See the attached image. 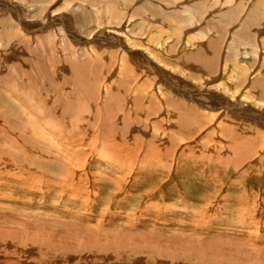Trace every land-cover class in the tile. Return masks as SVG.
<instances>
[{"label":"rangeland","instance_id":"obj_1","mask_svg":"<svg viewBox=\"0 0 264 264\" xmlns=\"http://www.w3.org/2000/svg\"><path fill=\"white\" fill-rule=\"evenodd\" d=\"M0 1L2 3H6L9 1L13 5H15L18 13L20 12V15L22 14L21 17L24 20L23 22H25V20L30 22L26 24H34V23H31V21L36 20L35 19L36 17H38L37 19H40L41 17L43 18V15L47 13L48 10L58 13L59 16L62 15L63 12H66L67 14L69 12L70 13L72 12L71 15H73L74 12L82 13L85 11L84 17H83L85 18V20L83 21L82 25L79 24L80 28L77 29V32H79V35H76L77 32L75 31V28H71L70 30H68L66 27V24H65V28L67 31L65 30L61 33L59 29L58 20H56L55 25L47 23L48 25L44 26V28L42 29L40 28V29L34 30L33 27L26 25V27L29 29L23 30L20 26L23 24L17 22L15 19H13V17L11 18L12 15L10 14L11 13L10 7H9L10 10L8 9L9 12L6 10H2L3 8L0 9V40L3 39L0 41V44H1L0 45V96H3L7 102H9L10 98L13 99V97H11L9 93L11 91L10 90L11 87L14 85L13 86L14 88L12 87V90L19 91L21 93L20 95H18L20 97L19 100H21L20 102L25 103L26 105L38 104L39 106H41L48 99L47 103L48 104L52 103L53 106H55L54 108L55 114L58 116L59 114L62 113V111H66L65 107L67 106V103L68 104L70 103L69 111H71V114L65 118V121L66 119L72 117V121H73L72 124L74 125L75 124L74 119L75 121L78 119L79 124L77 127L73 126V131H75L76 133L80 135L81 141L79 139L80 137L77 136V134H74L73 139H74V143L76 144V146H72L70 150L72 151L73 155H81V157L84 156L85 162H83V165L80 164L79 165L80 167H77L78 163H81L78 161L79 160L82 161L83 159L82 158L78 159L77 157H73L72 171L75 172V174L73 178L72 177L71 179L69 178L68 181L70 185L67 189L64 188V193L61 194L62 197L64 198L67 197V200L65 202H58V203L56 201L54 203V204L57 203L58 205L56 206V209L58 210L59 207L61 209L64 208L65 212H67V209H68L69 210L68 214L70 215V218L69 217L67 218H69L68 219L69 221L81 222V223H85L88 225L90 223V225H93V226L98 225L106 233L108 230L114 229V231H110V233L118 232V234L120 235L123 234L121 236L122 240H125L127 236H129V234L131 233L136 234L142 231H147L150 229L148 227H153L155 228L154 230H158L160 233L164 232L167 236L170 235L172 237V235L174 234L179 235L178 236L179 239L180 237L185 235L189 237L191 241H197V240L203 239L206 241L211 240V241L216 242L217 239H220V238H221L220 240H225L223 242L224 244V247L222 248L223 250L218 252L222 254L223 256H217L214 259H207L209 257L203 256L206 258L195 260V256H196L195 254L184 256V257L181 255H178V256L163 255L161 257V255L159 256L156 254H151L150 252L146 250L139 251V252L136 250H130L129 247H127L126 250H123V249L115 250L113 246L111 247V245L104 242V241L111 240V236L109 238L108 236H102V238H99V240L93 241L89 245V247L85 250H82L81 248H79L80 250L77 251L74 248L76 245H82V244L85 245V243L74 242L75 244H73L72 247L69 248V249L74 248L73 249L74 251L73 250L71 252L64 251V250L53 251L55 247L58 245V242H57L58 237L53 232L52 228L49 226L52 232L48 231L47 233L44 234V236L47 239V241H50L51 246L49 247L46 244H43L40 248L42 257L40 256L41 258L40 257L39 258L44 259V260H40V261H43L42 262L43 264L44 263L67 264V261H69L70 264H93L97 262L109 263V262H119V261L121 263H130V264H133V263H137V264H144V263L145 264H151V263H155V264H200V263L201 264H250V263L251 264H264V259H263L264 257V170H259L261 175L258 172H256L258 171V168L261 165H263L264 167V162H262V160L257 161L258 157L261 156V154L256 153L254 157H252L253 159L248 158L242 162H237L236 160H233V161H231V159L229 160V157H226L225 154H221L216 151L210 152L209 154V152L206 150L208 149V147L215 145L214 142H218L223 138L218 128L220 123L224 124L228 128H230L231 126L230 124H233V125L237 124V126L239 125L240 127L241 126L245 127L247 123H244L242 119L239 120L235 118L233 112H232L233 115H229L231 113L230 110H228L227 113L223 112V110L217 111L216 109H219L215 107V105L217 106V104H215L214 101L212 100L210 101L211 102L210 103L208 98L206 99V97H209V95L205 94L206 92L204 91V88H202V86L203 87L206 85L208 86V85L213 84L212 82L217 81L215 80L217 79L216 73H218L219 70H217L216 72L214 71V73H213V70H211L212 72L211 71L209 72L213 74L208 75L206 73L207 71H205V69H203L202 67L198 66L195 62H189L186 60L187 54H193L195 52L191 50L188 51L189 49L186 47L181 48V45H180V43L182 42L181 38L184 36H190L188 42H193V41L195 42V40H199V38H201L200 40H205L206 42L207 41L214 42L216 40L218 41V44L215 46L216 47L215 55L217 57V60H219L218 54L227 53L231 55L235 54L236 59H240V56L242 55L241 59H248V61L244 62V64L251 63L249 67L251 69L257 67L256 65L257 60L255 61V63L253 62L255 57L256 59L258 58L259 60L261 59L260 62L258 61V65H261L262 59L264 57V31H263V28H264V0H229L228 2L226 0H168L169 2L168 5H166L167 0H158L161 3L158 2L157 0H153V1L152 0H139V1L138 0H125V1L121 0L120 2H118L119 5L120 6L125 5L126 7V11H125L126 16L124 14L121 17V19L123 18L127 20V18L131 16L134 17L133 15L135 14L134 18H136L137 16L138 21H135V23L132 22L133 24L129 27L130 29L127 30L129 32L128 35H125L124 34L125 32H122V34L119 36L120 38L118 37V35H112L115 37L113 41L110 39V37L108 38V40H102V41H109V43L111 44L100 45V46L98 44L95 45V43H89V45L84 44L80 40L78 39L76 40V38H78L79 36L80 37L82 36V38H89L92 33L97 35V33H99V30H98L99 27L96 25H99L102 27L103 24L107 26V24L109 23L108 27L112 28L111 26L117 24V21L105 19L104 17H100L101 16V13H99L100 11H98L99 13V14L97 13L98 15L97 14L95 15L94 14L95 12L92 11V9H90L91 6L93 7L101 6L103 3H105V1H102V0H93V1L92 0H86V1L85 0L84 1L82 0H55L54 4H53V0H0ZM164 1L166 4L164 3ZM193 1L195 3H192ZM44 2L45 4H43ZM158 3L162 5L160 6V4ZM147 4L151 8H149ZM18 5L22 7L18 9L17 8ZM42 6H44L43 9H42ZM83 7L85 9H83ZM156 7L161 8V9H157ZM27 9L29 13L27 12ZM150 9L153 11H151ZM255 10L261 12L260 17L257 19H254L252 18V16H250V14H255L256 16ZM157 12L159 14L161 13L160 16L159 14H157ZM129 13H132V14H129ZM37 15H39L40 17ZM155 15L157 16L155 17ZM91 16L95 19L91 18ZM145 16H147V19H149L150 17L148 22L145 20L146 19ZM54 17L58 18L57 15H54ZM73 17L75 18L74 15ZM140 17H143L142 20L139 19ZM158 20L162 21L161 27L158 24ZM243 20L245 22L244 23L245 26H246V23H247V26H249V27L246 26V30L247 31L249 30L248 32L251 35L250 39L247 40V42L245 43H241L242 42L241 39L243 38H237V35H236L238 30H240V28L242 27V24L241 25L239 24ZM95 21L96 22L98 21V23H96ZM89 22H91V24ZM179 23L182 25H180ZM83 26L85 27L83 28ZM174 28H176L177 32L176 30L174 31ZM236 28H238L237 32H236ZM179 29H181L180 32H178ZM122 30L123 29H121V31ZM149 31L150 33H153L154 31L153 35L148 33ZM168 31H169V36H167ZM195 31H201V34L203 35H201L200 33L195 34ZM143 32L145 33L143 34ZM65 33L67 35H65ZM68 33H71V34L73 33L72 35L74 36V38L70 37L71 35ZM177 33L178 34L180 33V35H178ZM172 35L173 37L170 38V36ZM205 35H209L211 37L213 36L215 38H213V41H211L209 38L203 37ZM178 36H179V39H178ZM38 37L40 39L42 38L43 40L41 41L42 44L40 43V40L38 39ZM64 38H66V40L68 39V42L66 43V46L68 45L67 47H65V43L63 42ZM118 38L120 39L121 42L124 41L125 38H128L131 41L134 40L133 42H135L134 43L135 45L134 47L132 46L133 49H130V51H127V52L124 51L120 45L121 42L117 43ZM146 38H148L149 40ZM175 39H177L179 42ZM169 40H171L170 44L173 47H171V45L169 44L167 46L165 43V46H167L165 47L166 48L165 52L168 51V55H166L167 53H162L161 51H158V49H156V47H158V45H161L162 42L164 43ZM138 43L140 45H138ZM35 44L37 45L35 46ZM90 44L92 47H90ZM247 44H251L249 48L247 47ZM253 44L255 46H257L258 44L259 47H255L253 46ZM82 46L85 48L83 49ZM135 46L137 49L135 48ZM151 46H154V47H151ZM199 46L203 47L204 43L203 44L199 43ZM87 47L89 49H87ZM168 48L171 50H169ZM36 49H39L38 53H34L33 50L36 51ZM142 49L145 50L147 54ZM177 49L178 51H180V54L177 51ZM183 49L184 50L186 49L185 50L186 52H184ZM68 50L70 51V53L68 52ZM82 50L84 53H82ZM86 50H89V51L87 52ZM61 51L66 52V53L64 52L66 55V58L63 57ZM171 51H172V54H171ZM44 52H47L48 55L47 53H44ZM129 52H134V53L143 52L144 54L143 57L148 60L147 65L145 61L142 64V62H138L136 60L134 61L133 57H132L133 59L132 60L130 58L131 56ZM160 52L161 54H159ZM203 52H206V51L202 50V54ZM245 52H248L249 54L244 55ZM93 53H96L97 55L95 54L93 55ZM173 53H175V56H176L175 60L179 57L183 60L179 58L181 61L179 59H177L179 62L174 61ZM74 54L75 55L77 54L75 57H79L82 61H86L88 59L89 61H91L89 62V64L94 63L95 65L97 64V61L99 60L98 66L96 65L94 66L92 64L88 65V68L90 70L88 69L87 75L89 76L90 74H92L94 72L92 70L96 69L98 73L99 70L101 69L100 71L101 74L99 73L98 80L95 82L97 85V89H101L102 92L104 93L105 92L104 89L108 90L107 88H109L111 85V88H109V93L113 92V93H117L120 95L122 99L121 100L122 107L126 106L128 108L130 107L133 108L134 101H135V98L137 97V94L139 93L138 92L139 90H141L144 93L143 94L141 92L143 95H146V94H149V92L151 93L152 87L161 85V87L163 88V89L160 88L163 94V101L164 100L165 101L167 100V101L165 103L163 102L164 107L161 109L159 113L160 115H158V117L168 114L169 111L170 113L168 115L169 117L163 116L164 124H162V128L165 132L168 131L167 132L168 134L166 133L167 134L165 136L166 139L164 138L162 140L163 143H165V145H163L164 148L160 150V152H162L163 154V158L160 163L156 164L154 162V159L150 158L147 161V163H143L142 170L140 169L141 167L139 163H137L134 166L135 169L132 166H131L132 168L127 167V164L124 166L125 168L124 167L117 168L115 162L112 160L111 157H109V153L105 152L103 149L101 150V142H100L101 139L95 142L92 140V135L96 133L95 130H99L100 132L105 133L106 135H110V136L114 135V133H117V136H116L117 140L115 139V142H119V140H121L122 138L118 136H121L123 134L125 135L126 139H129V141L128 140L127 141L128 143H130L131 142L130 139H132L131 137L134 135V132L136 133V129L130 127L129 128L130 130L126 129L127 130L126 132V130H124L122 127L124 126V124L118 121L119 118H116V119L110 118V121L108 120L109 123L115 122L116 126L114 124L113 128L108 127L107 124L105 123L100 124V122L104 121L106 118V109L104 108L103 112L100 111L101 103L100 102L97 103V100L95 104H91L87 101L86 95H85L86 93L80 90L81 85L79 81L76 80L75 73L73 74L71 73L72 75L70 74L65 75L68 72L65 70L67 65L64 63H66L68 59L69 60L71 59L70 57L67 59L69 55H74ZM90 55L92 58L90 57ZM159 55L161 56L159 57ZM94 56H98L100 59H98V57L97 59H95ZM57 58H59V60ZM83 58L86 60H83ZM102 58H104L105 60L104 59L102 60ZM47 59H50V61L46 62ZM171 59H173L172 62H171ZM154 60L156 62L157 61L159 62V65L157 64V67L159 66L161 68L164 67L163 71L167 77V80L169 81L163 80L162 78L164 77H162V75L160 74L158 76V71L156 72L148 71L149 66H154V64H156ZM167 62H169L168 65L170 64V62H171V65L172 63H174L172 65L173 68H171V66H167ZM43 63H44V67L47 69L43 70L44 68ZM51 64H54V65H51ZM100 64L102 65L104 64L105 66L103 67ZM175 64H177V66ZM111 65L113 68L110 67ZM144 65L146 66L144 67ZM263 65H264V59H263ZM60 68L61 69L63 68L64 71L60 70ZM261 69L262 67L260 66L259 70ZM42 70H43V73H42ZM165 70L167 73L165 72ZM191 71L194 73V75L192 74ZM41 73L43 74V76L41 75ZM81 74L83 73L81 72ZM151 75L153 78L152 80L149 79ZM213 75L215 76V78L212 77ZM88 76L83 75L85 82L89 79L87 78ZM116 76L118 77L116 78ZM118 78L121 83L119 82ZM125 78L127 80H124V82H122L121 80ZM193 78L195 79L193 80ZM114 80L116 81L118 80V82ZM184 80L186 83L184 82ZM196 80H198L201 84L198 81L196 82ZM139 81H142V82L140 83ZM147 81L148 82L151 81V84L148 83ZM153 82L155 86L153 85ZM155 83H157V85ZM194 84L196 85L194 86ZM136 85H139V88L136 89V87H138ZM145 85L147 86L146 90L148 91V93L145 90V87H146ZM148 85H150V87ZM140 86L142 87L140 88ZM235 86L236 88L234 87V90L236 89L237 92L238 91L241 92L242 90V88L240 89L241 86L240 85L238 86L235 85ZM202 90L203 92H201ZM191 91H193L194 93ZM188 92L190 93L188 94ZM178 94H181V95H178ZM244 94L246 95L245 99L248 101H251V99L255 98L254 96L250 95V93L249 94L244 93ZM58 95L60 97L62 96V98L58 97ZM131 95L134 97L132 98L133 100H131V97H132ZM196 95L197 97L195 98ZM200 95L203 96V98ZM249 96H251L252 98ZM63 97L65 98V100ZM172 98H173V101H172ZM259 98L264 101V97L263 98L259 97ZM12 99L10 100L12 101ZM82 99H84L88 103V106H89L88 108H86V105H84L85 102ZM170 99L171 101H169ZM5 100L2 97H0V137H1L0 149L3 148V145L5 147H8L7 145L9 144L6 141L8 139L11 140V137L13 135L17 134L18 132H21V130L24 128L27 122L26 118H23L24 112L22 110V107L20 106L21 109L18 108L19 104L17 103V101L15 103V99H13L14 100L12 102L13 106L11 109H9V105H6L7 102ZM202 101L207 106H209L208 108L210 110H206L207 108L206 109L203 108L206 106H204ZM254 101H251V102L253 103ZM175 102L177 104L179 103L181 106H189L190 109L192 107L195 110L196 114H200L199 116H201V119H205L207 118V116L210 117L209 115L215 112H217L219 116L215 113L214 115L218 117H216L217 119L216 118L214 119L212 115L211 117H213V121L209 122V124H207L206 126L203 125L202 123H199L200 120L194 123L192 121L191 124L195 125L194 127L191 126L188 129V131L181 130L180 132H178V130L173 125V123L176 122L178 119V116L175 115L174 113V111L177 112V109L175 108L176 109L175 110L174 107L171 105V103H175ZM231 102H236V101L232 100ZM259 103L260 102L257 99V103L255 105L251 104L253 107L251 106L250 108L252 110L255 109L257 111H260V108H264L263 107L264 104H262L263 106H261V104ZM147 105L148 106L154 105V102L151 103L150 101V96L148 98ZM169 105L172 107H170ZM196 105L199 107H197ZM211 105H213L214 107L213 106L210 107ZM62 108L63 110H61ZM182 108L183 107L179 108V110H182ZM74 109H76L77 111ZM21 111L23 113H21ZM75 111L78 113V115L76 114ZM171 111L173 112L171 113ZM206 111H207V114H206ZM261 111H264V109H262ZM122 113H125V110L123 109L118 110L115 112L116 114L115 116H117L118 114H119L118 116H120V114ZM173 114L175 115V117L173 116ZM128 115H129V112H128ZM138 115L136 117L138 120H136L135 123H139V120H141V122H144L146 120L144 119L146 115H143L142 113H138ZM130 116L132 117V115ZM220 116H221V119H220ZM146 118H149V117H146ZM86 119H89L90 121L85 122L84 120ZM170 119H172L171 122H169ZM17 120L19 122H17ZM111 120H113L114 122ZM60 121L61 120L58 119V124ZM68 121L70 122L71 118L68 119ZM249 122L254 127L250 125L249 127L251 129L248 127H245L246 128L244 129L245 136H253V133H255L253 129L259 128L258 130L262 131V128L259 127L260 126L259 124L257 123L254 124L251 121ZM137 126L140 127L141 124H138ZM170 128L172 129L171 131L169 130ZM195 129L197 130V132H195L196 131ZM77 130L80 133L77 132ZM122 130L125 132H122ZM108 131L109 133L111 132V134H109ZM151 132L152 130L151 131L149 130L148 136H152ZM2 135H3V139L6 140L5 142L4 140L2 141ZM141 136H143L144 139L145 138L149 139L147 138V135L144 133L141 134ZM170 136L172 137L178 136V137L173 138V140L171 141V140H168ZM191 138L192 140L189 141V139ZM176 140H178L177 143L174 142ZM184 141L188 142L189 146H192L194 149L186 150L185 148H182V144L185 143ZM147 142L148 143H146L143 148H147L148 146L154 149L155 142L153 140H148ZM168 143L170 144V146ZM260 144L264 145V140ZM93 145L94 146L96 145V146L94 147ZM259 146L260 145H257L256 148H258ZM9 147L11 150H14L17 148L16 144L13 142H11ZM64 149H67V145L61 143V146H59V149L55 151V156L59 159H62L63 162H66L67 159L63 156V154L65 153ZM224 151L225 153L229 152L228 154L232 155V152L226 149ZM97 153L99 155H96ZM106 153L108 156L106 155ZM257 154H258V157H257ZM100 155H102L103 157H101ZM218 155H222V157H219ZM95 156L97 159L95 158ZM195 156H198L196 159V162H195ZM208 156L210 158H207ZM43 157H46V156H43ZM218 157L220 159L222 158V160H219ZM195 164H197L198 169L200 171V173H197L196 175H195ZM7 165L10 166L11 161L7 160L6 162V159L2 160L0 158V170L1 168H4L6 166L4 169V171L6 172L4 173L9 174V172L15 171L13 164L11 165L13 166V168L10 171H9L10 167L8 168ZM178 165L180 166L179 168H178ZM154 170L157 172H154ZM79 173L82 175V180H81L82 184L78 180L79 177H77L78 176L77 174ZM153 174L155 176H153ZM41 175L42 174H40V172L38 171V174L35 175V179L36 178L45 179V177L44 176L41 177ZM83 178H84V181H83ZM77 182L78 184H76ZM73 184L75 186H78L79 188L78 191H74ZM30 185L36 186L34 183ZM11 186L14 189L16 188L15 189L16 191L14 190V192H12V190L10 189ZM38 188L41 190L47 189V187H38ZM7 189H8L9 194L13 193L14 196H16V194L20 196L19 193L17 192V187L15 186V184L13 185V184L8 183ZM53 190H56V189H51L49 192H53ZM53 193L55 195L59 192L54 191ZM253 193H255V195H252ZM26 199H29V198L27 197ZM235 199L236 201H242L243 199L244 201L243 204L246 207L244 206L243 208L244 210L243 209L241 210L245 213L237 214L232 209L230 204L233 203V200L235 201ZM60 217L64 218V216H60ZM60 222L62 221L57 220V223H60ZM69 224H73V223L69 222ZM190 240L188 242H190ZM97 242H101L103 247L105 248L107 247V250H101L104 248H101L99 246L97 247L96 246ZM179 242L182 243L181 245L185 246L182 241H179ZM238 243L242 245H240L239 249L236 250L235 244H238ZM135 244L136 243L132 242L129 246L135 247ZM12 247L11 248L9 247V248L12 250ZM31 249H33L31 246L28 247V249L26 248L25 252H27V254L19 253V256L21 255L20 257L27 258L28 260L39 256L38 254H36L35 247L33 250L34 253L29 255L31 253ZM50 250H52V252H49ZM91 251L93 252V254ZM97 251H98V254H97ZM229 251L231 252V255L228 257ZM87 252H89L90 254ZM176 252L178 254L182 253L181 250H178ZM88 255H90V257ZM17 256L18 255L16 254L14 258H17ZM214 256L215 254H213L211 257H214ZM63 258L68 259V260L65 261V259ZM54 260H56V262ZM23 261L25 262L27 260H23ZM23 261H21L20 264H25ZM75 261H78V262L74 263ZM33 263L34 262H32L31 264ZM42 263L40 262V264Z\"/></svg>","mask_w":264,"mask_h":264},{"label":"bare ground","instance_id":"obj_2","mask_svg":"<svg viewBox=\"0 0 264 264\" xmlns=\"http://www.w3.org/2000/svg\"><path fill=\"white\" fill-rule=\"evenodd\" d=\"M84 1V0H82ZM86 1V0H85ZM93 1V0H92ZM102 1H105V3H103L101 6H89L90 9H92V11H94L95 15L98 13V11H100L99 13H101V16L100 17H104L105 19H109V20H114V21H117V24L116 25H113L111 26L112 28L108 27V24L107 26H105L103 24V26H99V25H96L99 27V33L96 34H91V36L89 38H82V36L76 38V40H80L82 43L84 44H88L89 43H95L98 44L99 46L100 45H108V44H111L109 43V41H102V40H108V38L110 37V39L113 41L114 40V36L112 35H118V37L122 34V32H125L124 34L125 35H128L129 32L127 31L128 29H130L129 27L135 23V21H138V18L136 16L135 17V14L133 15L134 17H129L127 18V20L125 19H121V17L125 14V11H126V7L125 5H122L120 6L118 2H120L121 0H102ZM125 1V0H123ZM139 1V0H138ZM153 1V0H152ZM158 1V0H157ZM227 2L229 0H226ZM52 2V1H50ZM55 0H53V4H54ZM66 2V1H64ZM160 2V1H158ZM199 2V1H198ZM197 2V4H198ZM38 3V2H37ZM35 3V4H37ZM40 3V2H39ZM94 3V2H93ZM101 3V2H100ZM117 3V5H116ZM135 3V2H134ZM150 3V2H149ZM157 3V2H156ZM161 3V2H160ZM158 3V4H160ZM165 3V1H164ZM168 0H167V4L168 5ZM180 3V1H179ZM192 3H195L194 1ZM45 4V2L43 3ZM42 4V5H43ZM69 4V3H68ZM67 4V5H68ZM85 4V3H84ZM155 4V3H154ZM204 4V3H203ZM34 5V4H33ZM148 5V4H147ZM156 5V4H155ZM162 4H160L161 6ZM36 6V5H35ZM47 6V5H46ZM62 6V5H61ZM132 6V5H131ZM140 6V5H139ZM142 6V5H141ZM149 6V5H148ZM152 6V5H151ZM157 6V5H156ZM159 6V5H158ZM164 6V4H163ZM198 6V5H196ZM11 9V18L13 17V19H15L17 22L23 24V25H20L21 28L23 30L25 29H29L26 27V25L28 26H31L33 27V29H42L44 28V26L48 25V24H52V25H55V22L56 20L59 21V29L61 31V33L63 31L66 30L65 28V24H66V27L68 30H70L71 28H75V31L77 32V29L80 28L79 27V24L82 25L83 21L85 20L84 17V12L82 13H78V12H74L73 15L75 16V18L73 17V15H71V13L67 14L66 12H63L60 13L62 15H58V13L56 12H53L51 10H48L47 13H45L43 15V18L41 19H37L38 17H36L34 21H31V23H34V24H26L28 23L29 21L25 20V22H23V18L21 17L20 15V12L18 13L17 9H16V6L13 5L11 2H6V3H2L0 1V9L2 10H6L8 11V9ZM22 6L18 5L17 8H21ZM28 7V6H27ZM44 6H42V9H43ZM147 7V6H146ZM167 7V6H166ZM25 8V7H24ZM23 8V9H24ZM134 8V7H133ZM149 8H151L149 6ZM157 8V7H156ZM154 8V9H156ZM163 8V7H162ZM165 8V7H164ZM189 8V7H188ZM9 9V10H10ZM26 9V8H25ZM45 9V8H44ZM83 9H85L83 7ZM128 9V8H127ZM146 9V8H145ZM157 9H161V8H157ZM166 9V8H165ZM151 10V9H150ZM188 10V9H187ZM40 11V10H39ZM42 11V10H41ZM68 11V9H67ZM70 11V10H69ZM75 11V10H73ZM88 11V10H87ZM129 11V10H128ZM147 11V10H146ZM153 11V10H151ZM256 11V16L255 14H250V16H252V18L254 19H257L260 17L261 15V12L260 11ZM9 12V11H8ZM27 12H28V9H27ZM43 12V11H42ZM156 12V11H154ZM160 12V11H158ZM157 12V14H159ZM29 13V12H28ZM66 13V14H65ZM88 13V12H87ZM86 13V14H87ZM98 13V14H99ZM145 13V12H144ZM3 14V13H2ZM90 14V13H89ZM88 14V15H89ZM97 14V15H98ZM129 14H132V13H129ZM141 14V13H140ZM146 14V13H145ZM144 14V15H145ZM161 14V13H160ZM159 14V16H160ZM33 15V14H32ZM54 15H57L58 18H55ZM91 15V14H90ZM94 15V16H95ZM128 15V14H127ZM149 15V14H148ZM166 15V14H165ZM39 16V15H37ZM126 16V14H125ZM141 16V15H140ZM157 15H155L156 17ZM167 16V15H166ZM219 16V15H218ZM243 16V15H242ZM40 17V16H39ZM87 17V16H86ZM146 17V21L148 22V20L150 19H147V16ZM205 17V16H204ZM238 17V16H237ZM30 18V17H29ZM91 18H93L91 16ZM143 17H140L139 19L142 20ZM90 19V17H89ZM95 19V18H93ZM157 19V18H156ZM162 19V18H161ZM167 19V18H166ZM165 19V20H166ZM177 19V18H176ZM98 20V19H97ZM208 20V19H207ZM242 20V19H241ZM240 20V21H241ZM89 21V20H87ZM106 21V20H105ZM153 21V20H152ZM151 21V22H152ZM86 22V21H85ZM92 22V21H91ZM91 22H89L91 24ZM96 22V21H95ZM133 22V23H132ZM150 22V23H151ZM162 21L161 20H158V24L160 25L161 27V23ZM185 22V21H183ZM25 23V24H24ZM30 23V22H29ZM48 23V24H47ZM98 23V21L96 22ZM103 23V22H102ZM106 23V22H104ZM156 23V22H154ZM177 23V22H176ZM224 23V21H223ZM244 20L242 22H240L239 25L242 24V27L240 28V30H238L237 32V29L236 28V35H237V38H243L241 39L242 42L241 43H245L247 42V40L250 39L251 35L250 33L246 30V26H247V23H246V26L244 24ZM93 24V23H92ZM112 24V23H111ZM153 24V23H152ZM172 24V23H171ZM180 24V23H179ZM186 24V23H185ZM75 27H74V26ZM137 25V24H136ZM182 25V24H180ZM110 26V25H109ZM138 26V25H137ZM187 26V25H186ZM85 26H83L84 28ZM168 27V26H167ZM178 27V25H177ZM232 27V26H231ZM236 27V26H235ZM240 27V26H239ZM249 27V26H247ZM169 28V27H168ZM181 28V27H180ZM184 28V27H183ZM262 28V27H261ZM50 29V28H49ZM121 29H123L121 31ZM172 29V28H170ZM182 29V28H181ZM178 32H180V30ZM56 30V29H55ZM87 30V29H86ZM176 30V28H174V31ZM184 30V29H183ZM213 30V29H212ZM3 31V30H2ZM15 31V30H14ZM58 31V30H57ZM67 31V30H66ZM74 31V30H73ZM74 31V32H75ZM185 31V30H184ZM215 31V30H214ZM263 31H264V28H263ZM73 32V33H74ZM165 32V31H164ZM163 32V33H164ZM177 32V30H176ZM182 32V31H181ZM194 32V31H193ZM233 32V31H231ZM15 33V32H14ZM13 33V34H14ZM18 33V32H17ZM67 33V32H66ZM65 33V35H67ZM72 33V34H73ZM137 33V32H136ZM145 32H143L144 34ZM150 33V31L148 32ZM154 33V31H153ZM153 33H150L153 35ZM161 33V32H160ZM167 33V32H166ZM175 33V32H174ZM185 33V32H184ZM201 34V31H195V34ZM70 34L72 38H74V36L71 34V33H68ZM178 34V33H177ZM176 34V35H177ZM215 34V33H214ZM229 34V33H228ZM16 35V34H15ZM63 35V34H62ZM76 35H79V32H77ZM147 35V34H145ZM158 35V34H157ZM180 35V33L178 34ZM191 35V34H190ZM203 35V34H201ZM211 35V34H210ZM20 36V35H19ZM28 36V35H26ZM64 36V35H63ZM162 36V34H161ZM160 36V37H161ZM169 36V31H168V35ZM182 36V35H181ZM215 36V35H214ZM233 36V35H232ZM68 37V36H67ZM77 37V36H75ZM157 37V36H156ZM173 37L170 36V38ZM175 37V36H174ZM189 37L190 36H184L182 37L181 41L182 42L180 43L181 45V48H188L189 50L188 51H194L195 53L193 54H187L186 56V60L189 61V62H195L198 66L202 67L203 69H205V71H207L206 73L208 75H211L214 73V71L216 72L217 70L218 73H216V76H217V81L215 82H212L213 84L211 85H206V86H202V88H204V91L206 92L205 94L209 95V97H206V99L208 98L209 102L212 100L214 101L215 104H217V106L215 105V107L219 108V109H216L217 111H221L223 110V112L227 113L228 110L231 111V113L229 115H233L232 112L234 113V117L237 118V119H242L244 123H247L245 125V127H249L252 126V124H250L249 121H251L252 123H257L259 124L262 128V131L261 130H258V129H253L255 131V133H253V136H245L244 133H245V130L246 129L245 127H240L239 125L237 126V124L233 125V124H230V128L226 127L224 124L220 123V125L218 126L219 128V131H220V134L223 136V138L218 141V142H214L215 145H212L211 147H208V149H206L209 154L210 152H213V151H216V152H219L221 154H225L226 157H229V160L231 159V161L233 160H236L237 162H242L248 158L250 159H253L252 157H254V155L256 153H260L261 156L258 157V154H257V161L258 160H262V162H264V145H261L260 143L264 140V111H261L262 109L264 108H260V111H257V110H252L250 107L252 105H255L257 103V99L258 101L260 102L259 104H261V106H263L262 104H264V101L261 100L259 97H264V65H263V59H262V64L261 65H258V61L260 62L259 58L256 59V57L254 58V63L255 61L257 60V67L251 69L249 68L251 63L250 64H244V62L248 61V59H241L242 58V55L240 56V59H236V55L235 54H227V53H221V54H218V59L220 60H217V57H216V45L218 44V41H214V42H206L205 40H200L201 38H199V40H195V42H188L189 40ZM196 37V36H195ZM205 38H209L211 41H213V38L215 37H211L209 35H205L203 36ZM28 38V37H27ZM120 38V37H119ZM118 38V41L117 43H120V39ZM124 38V37H122ZM145 38V37H143ZM151 38V37H150ZM155 38V37H154ZM204 38V39H205ZM260 38V37H259ZM38 39L40 40V43L42 44L41 41L42 38L40 39L38 37ZM70 39V38H69ZM136 39V38H135ZM148 39V38H146ZM153 39V37H152ZM151 39V40H152ZM157 39V38H156ZM178 39H179V36H178ZM3 40V39H1ZM0 40V41H1ZM6 40V39H5ZM56 40V39H55ZM54 40V41H55ZM75 40V41H76ZM89 40V41H88ZM99 40V41H98ZM149 40V39H148ZM165 40V39H164ZM177 40V39H175ZM18 41V40H17ZM74 41V42H75ZM91 41V42H90ZM93 41V42H92ZM134 40H130L128 38H125L124 41H122L120 43L122 49L124 51H130V49H133L134 47V43L133 42ZM147 41V40H145ZM160 41V40H159ZM170 41H167V42H162L161 45H158V47H156V49H158V51H161L162 53H167L166 55H168V51L165 52V47L170 44ZM178 41V40H177ZM254 41V40H253ZM32 42V41H31ZM63 42L65 43V47L66 46V43L68 42V39L66 40V38L63 39ZM124 42V43H123ZM149 42V41H148ZM175 42V41H173ZM179 42V41H178ZM250 42V41H249ZM34 43V42H33ZM151 43V42H150ZM165 43L167 46H165ZM199 43H204V46L203 47H200L199 46ZM70 44V43H68ZM133 44V45H132ZM137 44V43H136ZM173 44V43H172ZM206 44V45H205ZM227 44V43H226ZM1 45V44H0ZM37 44H35L36 46ZM87 45V46H88ZM138 45H140L138 43ZM174 45V44H173ZM176 45V44H175ZM178 45V43H177ZM251 44H247V47L249 48ZM98 46V47H99ZM133 46V47H132ZM137 46V45H136ZM135 46V48H136ZM253 46H255L253 44ZM83 47V46H82ZM90 47L91 44H90ZM119 47V46H118ZM132 47V48H131ZM151 47H154V46H151ZM171 47H173L171 45ZM223 47V46H222ZM252 47V46H251ZM255 47H259V45L257 44V46ZM254 47V49H255ZM70 48V47H69ZM68 48V49H69ZM85 47H83L84 49ZM115 48V47H114ZM140 48V47H139ZM175 48V46H174ZM246 48V47H245ZM62 49V48H61ZM87 49H89L87 47ZM92 49V48H91ZM90 49V50H91ZM109 49V48H107ZM137 49V48H136ZM147 49V48H146ZM154 49V48H153ZM169 49V48H168ZM180 49V48H179ZM38 50L39 49H36L33 50L34 53H38ZM64 50V49H63ZM143 50V49H142ZM171 50V49H169ZM176 50V49H175ZM182 50V49H181ZM184 50V49H183ZM186 50V49H185ZM184 50V52H186ZM202 50L206 51V52H203L202 54ZM66 51V50H65ZM64 51V52H65ZM87 52L89 50H86ZM93 51V50H92ZM95 51V50H94ZM107 51V50H105ZM109 51V50H108ZM122 51V50H121ZM145 52V50H143ZM173 51V50H172ZM172 51H171V54H172ZM178 51V49H177ZM60 52V51H58ZM63 51H61L62 55L64 58H66V55ZM68 52L70 53V51L68 50ZM75 52V51H73ZM72 52V53H73ZM78 52V51H77ZM96 52V51H95ZM161 52L159 54H161ZM175 52V51H174ZM179 54H180V51H178ZM32 53V51H31ZM41 53V51H40ZM44 53H47V52H44ZM43 53V54H44ZM71 53V54H72ZM81 53V52H80ZM82 53L83 50H82ZM92 53V52H90ZM97 53V52H96ZM96 53H93V55H97ZM103 53V52H101ZM111 53V51H110ZM113 53V52H112ZM122 53V52H121ZM130 53V58L132 59V57L134 58V61H138V62H142V64L144 63V61L146 62V65H147V59L144 58V54L143 52L142 53H134V52H129ZM134 53V54H133ZM146 53V52H145ZM149 53V51H148ZM152 53V52H151ZM150 53V54H151ZM260 53V52H259ZM88 54V53H87ZM147 54V53H146ZM170 54V53H169ZM182 54V52H181ZM249 54L248 52H245L244 55H247ZM48 55V53H47ZM77 55V54H76ZM75 54L74 55H69L67 57V59L70 57L71 59L67 60L65 66V70L68 72L66 73L65 75L67 74H70L72 75L73 73H75V78L77 81H79L80 85H81V91L85 92L86 94V99L89 103L91 104H95L96 100H97V103H101V107H100V111L103 112V109L105 108L106 109V118L104 121L100 122L101 123H105L107 124L108 127L110 128H113L115 122L113 120L114 123H109L110 121V118H119V122L124 124L123 129L126 130V129H129L130 127L132 128H135L136 129V133L134 132V135L131 137L132 139L130 143H128L129 139H126L125 138V135H121V136H118L120 138H122L121 140H119V142H115V139L117 140L116 136H117V133H114V135L110 136V135H106L105 133H102L100 132L99 130H95L96 133H94L92 135V140L95 142V141H99V139H101V150L103 149L105 152L109 153V157L112 158V160L115 162L117 168H123L126 164H127V167H133L139 163L140 165V169L142 170L143 169V163H147V161L152 158L154 159V162L156 164L160 163L162 158H163V154L162 152H160L161 149H163V145H165V143H163V139L165 138V136L168 134L167 132H165L162 128V124L163 123V116H168V114L166 115H162L160 117H158V115H160V111L161 109L164 107V103L167 101H163V94L160 90L161 85H157V83H155L157 86L154 85V82H153V85L155 87H152V90H151V93L149 92V94H146V95H143L144 93L139 90L138 94H137V97L135 98V101H134V106L133 108H128L126 106L122 107V103H121V97L119 94L117 93H109V88H111V85L109 88H107L108 90H105L104 88V93L102 92L101 89H97V85H96V81L98 80V76H99V73L101 71V69L99 70V72L97 73L96 69L95 70H92L94 71L92 74H90L89 76L87 75L88 73V65L92 64L83 58V60H86V61H82L79 57H75L76 56ZM80 55V54H78ZM82 55V54H81ZM101 55V54H100ZM109 55V54H107ZM165 55V54H164ZM38 56V55H37ZM106 56V55H105ZM128 56V55H127ZM149 56V54H148ZM161 55H159L160 57ZM183 56V54H182ZM249 56V55H248ZM41 57V56H40ZM81 57V56H80ZM91 57V55H90ZM95 59H97L98 56H94ZM110 57V56H108ZM129 57V56H128ZM127 57V58H128ZM146 57V56H145ZM151 57V56H150ZM173 57H174V61H177L179 62L177 59L175 60L176 56H175V53H173ZM220 57V58H219ZM54 58V57H53ZM92 58V57H91ZM105 58V57H104ZM102 58V60L104 59ZM107 58V57H106ZM152 58V57H151ZM184 58V57H183ZM59 60V58H57ZM98 59H100L98 57ZM123 59V57H122ZM181 59V58H180ZM179 59V60H180ZM185 59V58H184ZM37 60V59H36ZM105 60V59H104ZM130 60V59H129ZM133 60V59H132ZM131 60V61H132ZM183 60V59H181ZM180 60V61H181ZM38 61V60H37ZM36 61V62H37ZM47 61H50V59H47ZM109 61V60H108ZM122 61V60H121ZM120 61V62H121ZM155 61V60H154ZM153 61V62H154ZM173 61V59H171V62ZM59 62V61H58ZM101 62V61H100ZM105 62V61H104ZM156 62V61H155ZM166 62V61H165ZM171 62L170 64L168 65L169 62H167V66H171L174 64L172 63L171 65ZM96 63V61H95ZM125 63V62H124ZM131 63V62H130ZM137 63V62H135ZM162 63V62H161ZM176 63V62H175ZM181 63V62H180ZM248 63V62H247ZM59 64V63H58ZM63 64V63H61ZM99 64V60L97 61V64H95L96 66H98ZM108 64V63H107ZM134 64V63H132ZM139 64V63H138ZM157 64L159 65V62L157 61L156 64H154V66H149L148 68V71H158V76L159 74L162 75V78L163 80H166V81H169L167 80V77L163 71V68H160L157 67ZM165 64V63H164ZM179 64V63H178ZM51 65H54V64H51ZM94 65V63L92 64ZM91 65V66H92ZM94 65V66H95ZM102 65V64H100ZM118 65V64H117ZM144 65V67L146 66ZM177 66V64H175ZM64 66V65H63ZM103 67L105 66L104 64L102 65ZM141 66V65H140ZM143 66V65H142ZM163 66V65H161ZM166 66V65H165ZM166 66V67H167ZM182 66V65H181ZM260 66L262 67L261 70H259ZM43 67H44V63H43ZM42 67V68H43ZM48 67V66H47ZM100 67V66H99ZM102 67V68H103ZM111 68L112 65L110 66ZM121 67V66H119ZM136 67V66H135ZM165 67V68H166ZM175 67V66H174ZM193 67V66H192ZM220 67V68H219ZM110 68V69H111ZM195 68V67H194ZM44 69H47V68H43ZM92 69V68H91ZM99 69V68H98ZM97 69V70H98ZM123 69V68H122ZM139 69V68H138ZM169 69V68H167ZM178 69V68H177ZM199 69V68H198ZM201 69V68H200ZM43 70H42V73H43ZM59 70V69H58ZM60 70L64 71L63 68ZM90 70V69H89ZM109 70V69H108ZM112 70V69H111ZM110 70V71H111ZM114 70V69H113ZM118 70V69H117ZM174 70V69H172ZM176 70V69H175ZM182 70V69H181ZM213 70V73H211ZM119 71V70H118ZM142 71V70H141ZM171 71V69H170ZM211 71V72H209ZM81 72L83 74H81ZM112 72V71H111ZM166 72V70H165ZM174 72V71H172ZM180 72V71H179ZM192 72V71H191ZM41 73V75L43 76V74ZM46 73V72H45ZM72 73V74H71ZM90 73V72H89ZM146 73V72H145ZM151 73V72H150ZM148 73V74H150ZM167 73V72H166ZM171 73V72H170ZM81 74V76H80ZM101 74V73H100ZM111 74V73H110ZM136 74V73H135ZM155 74V73H154ZM173 74V73H172ZM176 74V73H175ZM179 74V73H178ZM192 74L194 75V73L192 72ZM53 75V74H52ZM51 75V77H52ZM55 75V74H54ZM83 75L85 76H88L87 78H89L86 82H85V79L83 78ZM124 75V74H122ZM142 75V74H141ZM144 75V74H143ZM181 75V74H180ZM215 75V74H214ZM212 76L213 78H215V76ZM101 76V75H100ZM136 76V75H135ZM139 76V75H138ZM184 76V75H183ZM219 76V77H218ZM39 77V76H38ZM54 77V76H53ZM67 77V76H66ZM118 76H116L117 78ZM150 77V76H148ZM179 77V76H178ZM191 77V76H190ZM195 77V76H194ZM101 78V77H99ZM115 78V79H116ZM133 78V77H132ZM135 78V77H134ZM138 78V77H137ZM146 78V77H145ZM155 78V76H154ZM204 78V77H203ZM206 78V77H205ZM209 78V77H208ZM54 79V78H53ZM144 79V78H143ZM150 80H152V75L151 77L149 78ZM171 79V78H170ZM195 78H193L194 80ZM119 80V78H118ZM118 80H114L116 82H118ZM124 80H127L126 78L121 80L122 82H124ZM140 80V79H139ZM146 80V79H145ZM148 80V79H147ZM174 80V79H173ZM113 81V80H112ZM136 81V80H135ZM172 81V80H171ZM170 81V82H171ZM198 80H196L197 82ZM201 81V80H200ZM205 81V80H203ZM115 82V83H116ZM120 82V80H119ZM126 82V81H125ZM128 82V81H127ZM140 83L142 81H139ZM145 82V81H144ZM148 82V81H147ZM174 82V81H173ZM185 82V80H184ZM199 82V81H198ZM114 83V84H115ZM121 83V82H120ZM119 83V84H120ZM151 84V81L148 82ZM147 83V84H148ZM168 83V82H167ZM186 83V82H185ZM200 83V82H199ZM208 83V82H207ZM211 83V82H210ZM98 84V83H97ZM103 84V82H102ZM113 84V86H114ZM144 84V83H143ZM146 84V85H147ZM175 84V83H174ZM201 84V83H200ZM203 84V83H202ZM209 84V83H208ZM118 85V84H117ZM122 85V84H121ZM126 85V83H125ZM133 85V84H132ZM145 85V86H146ZM166 85V84H164ZM176 85V84H175ZM196 84H194L195 86ZM198 85V84H197ZM235 85H240V89L242 88L241 92L240 91H236V89L234 90V87L236 88ZM14 86V85H13ZM12 86V87H13ZM119 86V85H118ZM135 86V85H134ZM133 86V87H134ZM139 88V85H136ZM143 86V87H145ZM150 87V85H148ZM193 86V87H194ZM11 87V85H10ZM12 87H11V91L9 93V95L11 97H13V99H15V103L17 101V103L19 104V107L20 106L22 107V110L24 112L23 114V118H26L27 122L24 126V128L21 130V132H18L17 134L13 135L11 137V140L8 139L7 141L3 139V135H2V141L4 140V142L6 141L9 145H7L8 147H5L3 145V148L0 149V158L2 160L6 159V162L7 160H10L11 161V165L13 164L14 165V168H15V171H11L9 172V174L7 173H4L6 171H4L5 167L4 168H1L0 170V264H20L21 261L23 260H27V261H23L25 264H31L32 262H34L33 264H40V262L42 263L43 261H40V260H44V259H40L42 256H41V252H40V248L43 244H46L47 246H51V243L50 241H47V239L45 238L44 234L47 233L48 231L49 232H53L57 235L58 237V245L55 247V249L53 251H57V250H64V251H68V252H71L74 248L78 251L80 250L79 248H81L82 250H85L89 247V245L93 242V241H97L99 240V238H102V236H108V238L111 236V240L109 241H104L106 243H108L109 245H111V247L113 246L116 249H123V250H126L127 247H129L130 250H136V251H143V250H146L148 252H150L151 254H156V255H161V257L163 255H166V256H178V255H181V256H188V255H192V254H195V260L196 259H203V258H206V257H203V256H207L209 258L207 259H214L216 258L217 256H223L222 254L218 253L220 251H222L223 247H224V244L223 242L225 240H220V239H217L216 242L214 241H211V240H197V241H191L189 239V237L183 235L182 237H180L179 239V235H172V237L169 235L167 236L164 232L160 233L158 230H154L155 228L153 227H148L150 228L149 230L147 231H142V232H139V233H136V234H129V236H127V238L125 240H122L121 239V236L123 234H118V232L114 233H110V231H114V229H111V230H108L107 233L102 230L98 225H89L88 224H85V223H81V222H73V221H69L68 219L70 218V215L68 214L69 210L67 209V212H65L64 208H60L57 210L56 209V206L58 202H65L67 200V197H62L61 194L64 193V188L67 189L70 185L69 183V178L71 179V177L73 178L74 177V174L75 172L72 171V163H73V157H77L78 159H83L82 161H78V162H81V163H78V166L77 167H80L79 165L82 164L83 165V162H85V157L81 155H73L72 151L70 150L72 146H76V144L74 143V139H73V135L74 134H77V136L80 137V135L78 133H76L75 131H73V126L74 127H77L78 126V119L75 121L74 119V122L75 124L73 125L72 124V117L71 118V121L69 122L68 119H66L65 121V118L67 116H69L71 114V111H69L70 109V106L69 104L67 103V106L65 107V110L66 111H62L61 114L56 115L55 114V106H53V104H48V99L46 102H44L41 106H39L38 104L36 105H26L25 103H22L20 102L21 100L20 97L18 95H20L21 93L19 91H14L12 90ZM116 87V86H115ZM142 86H140L141 88ZM171 87V86H169ZM184 87V86H183ZM14 88V87H13ZM117 88V87H116ZM119 88V87H118ZM147 86L145 87V90H146ZM49 89V88H47ZM163 89V88H162ZM181 89V88H180ZM197 89V88H196ZM208 89V90H207ZM233 89V90H232ZM60 90V89H59ZM127 90V89H126ZM144 90V91H145ZM176 90V89H175ZM184 90V88H183ZM182 90V91H183ZM193 90V89H192ZM195 90V88H194ZM34 91V90H33ZM137 91V90H136ZM167 91V90H165ZM181 91V90H180ZM236 91V92H235ZM120 92V91H118ZM143 94H142V93ZM146 92L148 93V91L146 90ZM193 92V91H191ZM203 92V90L201 91ZM254 96L256 98H253L251 99V101H254L253 103L251 101H248L246 100L245 98V94L244 93H247ZM62 93V92H61ZM190 92H188L189 94ZM194 93V92H193ZM192 93V94H193ZM199 93V92H198ZM53 94V92H52ZM60 94V93H58ZM64 94V93H63ZM62 95V94H61ZM150 96V101L151 103L154 102V105L153 106H148L147 105V101H148V98ZM176 95V94H175ZM178 95H181V94H178ZM191 95V94H190ZM38 96V95H37ZM63 96V95H62ZM62 96L60 97L58 95V97L62 98ZM132 96V95H131ZM135 96V94H134ZM169 96V95H168ZM201 96V95H200ZM199 96V97H200ZM259 96V97H258ZM2 97L4 100L5 98L3 96H0ZM24 97V96H22ZM194 97V96H193ZM197 97V95L195 96V98ZM203 98V96H201ZM205 97V96H204ZM251 97V96H249ZM36 98V97H35ZM34 98V99H35ZM49 98V97H48ZM64 98V97H63ZM129 98V97H128ZM132 98H134L133 96L131 97V100H133ZM146 98V99H145ZM252 98V97H251ZM12 99V98H10ZM9 99V102H7L6 105H9V109L12 108L13 104L12 102L14 101L12 99V101ZM166 99V98H165ZM191 99V98H190ZM237 99V100H236ZM248 99V98H247ZM23 100V99H22ZM32 100V99H31ZM44 100V99H43ZM42 100V101H43ZM65 100V98H64ZM85 103L84 105H86V108H88V103L82 99ZM232 100L236 101V102H231ZM34 101V100H33ZM36 101V100H35ZM125 101V100H124ZM171 101V99L169 100ZM172 101H173V98H172ZM201 101V100H199ZM207 101V100H206ZM30 102V101H29ZM28 102V103H29ZM32 102V101H31ZM38 102V101H37ZM55 102V100H54ZM164 102V103H163ZM183 102V101H181ZM191 102V101H190ZM34 103V102H33ZM124 103V102H123ZM169 103V102H168ZM176 103V102H175ZM171 103V105L174 107V109L176 108L177 109V112L174 111L175 115L178 116V119L176 122L173 123L174 127L178 130V132H180L181 130H187L192 126L194 127L195 125H192V121L193 123L194 122H197L200 120L199 123H202L203 125H207L209 124V122H212L213 121V117L214 119L216 117L219 116V114H217V112H215L218 116H215L213 114L209 115L210 117L207 116V118L205 119H201V116H199L200 114H196L195 113V110L189 106H181L179 103V105L176 103ZM203 103V101H202ZM211 103V102H210ZM170 104V103H169ZM201 104V103H200ZM204 106L206 107H203L204 109L206 110H210L205 103H203ZM230 104V105H228ZM252 104V105H251ZM5 105V106H6ZM56 105V104H55ZM59 105V104H58ZM151 105V104H149ZM168 105V104H167ZM17 106V105H16ZM32 106V108H31ZM166 106V105H165ZM170 106V105H169ZM170 106V107H172ZM197 106V105H196ZM213 105H211L210 107H212ZM257 106V105H256ZM169 107V108H170ZM182 108V110H179V108ZM199 107V106H197ZM214 107V106H213ZM253 107V106H252ZM264 107V106H263ZM16 108V107H15ZM17 108V109H18ZM81 108V106H80ZM221 108V109H220ZM16 109V110H17ZM21 109V108H20ZM72 109V108H71ZM79 109V108H78ZM125 110V113H122L120 114V116H115V112L118 111V110ZM175 109V110H176ZM200 109V108H199ZM203 109V111H204ZM214 109V110H215ZM226 109V110H225ZM237 109V111H236ZM14 110V109H13ZM15 110V111H16ZM63 110V108L61 109ZM76 110V109H74ZM170 110V109H169ZM77 111V110H76ZM75 111V112H76ZM171 111V113L173 112ZM239 111V112H238ZM21 111V113H23ZM128 112H129V115H128ZM134 112V113H133ZM212 112V111H211ZM237 112V113H236ZM17 113V112H16ZM57 113V112H56ZM120 113V112H119ZM138 113H142L143 115H146L144 119H146L144 122H141V120H139V123H135L136 120H138L136 117L138 115ZM166 113V112H165ZM75 114V113H74ZM73 114V115H74ZM76 114L78 115V113L76 112ZM206 114H207V111H206ZM132 115V117L130 116ZM175 115L173 114V116L175 117ZM213 115V117H211ZM22 116V115H21ZM76 116V115H75ZM74 116V117H75ZM139 116V115H138ZM171 116V115H170ZM172 116V117H173ZM224 116V115H222ZM239 116V117H237ZM77 117V116H76ZM75 117V118H76ZM146 117H149V118H146ZM169 117V116H168ZM232 117V116H230ZM22 118V117H21ZM22 118V119H23ZM152 118V120H151ZM227 118V116H226ZM58 119L61 120L58 124ZM135 119V120H134ZM143 119V120H144ZM217 119V118H216ZM220 119H221V116H220ZM225 119V118H224ZM109 120V121H108ZM123 120V121H122ZM165 120V119H164ZM172 119H170L169 122H171ZM85 122H88L90 121L89 119H86L84 120ZM17 122H19L17 120ZM167 122V121H166ZM220 122V121H219ZM222 122V121H221ZM92 123V122H91ZM218 123V121H217ZM233 123V122H232ZM138 124H141L140 127H138L137 125ZM196 124V123H195ZM200 124V125H202ZM226 124V123H225ZM86 125V124H85ZM88 125V124H87ZM94 125V123H93ZM213 125V124H212ZM217 125V124H216ZM116 126V124H115ZM204 126V127H205ZM199 127V126H198ZM203 127V128H204ZM216 127V126H215ZM254 127V126H252ZM169 128V126H168ZM210 128V127H209ZM214 128V127H213ZM122 129V128H121ZM207 129V128H205ZM204 129V130H205ZM251 129V128H250ZM114 130V129H113ZM130 130V129H129ZM134 130V129H132ZM149 130L152 134V136H148V133H149ZM166 130V129H165ZM170 131L172 130L171 128L169 129ZM196 130V129H195ZM209 130V129H208ZM82 131V130H81ZM201 131V130H200ZM206 131V130H205ZM212 131V130H211ZM77 132H79L77 130ZM114 132V131H113ZM116 132V131H115ZM121 132V131H120ZM122 132H125L122 130ZM127 132V130H126ZM174 132V131H173ZM186 132V131H185ZM197 132V130L195 131ZM30 133V134H28ZM80 133V132H79ZM107 133V132H106ZM109 133V131H108ZM129 133V132H128ZM146 134L147 135V138L149 139H144L143 136H141V134ZM167 133V134H166ZM111 134V132L109 133ZM214 134V133H213ZM216 134V133H215ZM247 134V133H246ZM249 134V132H248ZM119 135V134H118ZM175 135V134H174ZM173 135V136H174ZM208 135V134H207ZM141 136V137H140ZM187 136V135H186ZM217 136V135H216ZM89 137V136H88ZM178 137V136H176ZM176 137H172L170 136L168 138V140H173V138H176ZM205 137V136H204ZM212 137V136H211ZM59 138V139H58ZM91 138V137H90ZM203 138V137H202ZM221 138V137H220ZM218 138V139H220ZM80 141H81V137L79 138ZM166 139V138H165ZM179 139V138H178ZM183 139V138H182ZM206 139V138H205ZM208 139V138H207ZM213 139V138H212ZM215 139V138H214ZM217 139V138H216ZM0 140H1V137H0ZM128 140V141H127ZM148 140H153L155 143V147L154 149L152 147H148L147 148H143L145 146L146 143H148L147 141ZM175 140V139H174ZM191 139H189V141H191ZM201 140V139H200ZM209 140V139H208ZM87 141V140H86ZM178 140L174 141L175 143H177ZM188 141V139H187ZM206 141V140H205ZM11 142L15 143L17 148L14 149V150H11L10 149V144ZM62 144H66L67 145V149H64V154L63 156L67 159L66 162H63L62 159H59L55 156V151H57L59 149V146H61V143ZM173 142V143H174ZM182 142V141H181ZM180 142V143H181ZM185 142V141H184ZM200 142V141H199ZM203 142V140H202ZM81 143V142H80ZM90 143V142H89ZM93 143V142H92ZM153 143V142H152ZM169 144V143H168ZM91 145V144H90ZM98 145V144H97ZM150 145V144H149ZM192 145V144H191ZM257 145H260L258 148H256ZM94 146V145H93ZM96 146V145H95ZM94 146V147H95ZM170 146V144H169ZM177 146V145H176ZM184 146V147H183ZM208 146V145H207ZM172 147V146H171ZM195 147V146H194ZM182 148H185L186 150H190V149H194L192 146H189V143L188 142H185L184 144H182ZM80 149V148H79ZM228 150L230 152H232V155L231 154H228L229 152L225 153L224 150ZM75 150V149H74ZM45 151V152H44ZM78 151V150H77ZM98 151V150H96ZM101 152V151H100ZM185 152V151H184ZM77 153V152H76ZM96 153V152H95ZM106 153V155H107ZM186 153V152H185ZM79 154V153H78ZM96 155H99L98 153ZM43 156H46V157H43ZM101 157H103L102 155H100ZM108 156V155H107ZM219 157H222V155H218ZM84 157V158H83ZM89 157V156H88ZM198 156H195V162H196V159H197ZM218 157L219 160H222V158L220 159ZM87 158V157H86ZM96 158V156H95ZM207 158H210L209 156ZM97 159V158H96ZM87 160V159H86ZM94 160V158H93ZM99 160V158H98ZM255 160V159H254ZM3 162V161H2ZM96 162V161H95ZM101 162V161H100ZM235 162V161H234ZM261 162V164H262ZM99 163V162H98ZM94 164V163H93ZM238 164V163H237ZM240 164V163H239ZM9 166L7 165V167L9 168V171L13 168V166ZM110 165V164H109ZM92 166V165H91ZM108 166V165H107ZM3 167V166H1ZM131 167V168H132ZM137 167V166H136ZM180 166L178 165V168ZM90 168V167H89ZM125 168V167H124ZM135 169V168H134ZM138 169V168H137ZM3 170V171H2ZM8 170V169H7ZM88 170V169H87ZM259 170H264V167L263 165H261L259 168H258V172L260 175V171ZM38 171L40 172L41 177L44 176L45 179L43 178H36L35 179V175L38 174ZM136 171V170H135ZM154 172H157L154 170ZM197 173H200L199 169H198V166L197 164H195V175ZM152 174V173H150ZM156 174V173H155ZM249 174V172H248ZM79 177V181L81 183V180H82V175L79 173L77 174ZM88 175V174H87ZM153 176H155L153 174ZM39 177V176H38ZM126 177V176H125ZM256 177V176H255ZM60 179V180H59ZM94 179V178H93ZM256 179V178H254ZM259 180V179H258ZM83 181H84V178H83ZM74 182V181H73ZM91 182V181H90ZM15 184V186L17 187V192L19 193L20 196H18L16 194V196L13 195V193L9 194L8 192V189H7V184ZM34 183L36 186H31L30 184ZM78 184V182L76 183ZM82 184V183H81ZM60 185V186H59ZM74 185V184H73ZM38 187H47V191L45 190H41L39 189ZM12 190V192H14V188H10ZM51 189H56V190H53V192L55 191H58L59 193L55 194L53 192H49ZM73 190V189H72ZM79 188L78 186H75L74 185V191H78ZM16 191V190H15ZM69 191V190H68ZM49 192V193H47ZM73 193V192H72ZM70 194V193H69ZM68 194V195H69ZM67 195V196H68ZM231 195V194H229ZM247 195V194H246ZM252 195H255V193H253ZM29 198V199H26V198ZM226 198V197H225ZM231 200V199H230ZM57 201L56 204H54L55 202ZM77 202V201H76ZM74 202V203H76ZM243 199L242 201H235L233 200V203L230 204V206L232 207V209L237 213V214H242V213H245L243 212L241 209L244 208V204H243ZM72 203V202H71ZM220 203V202H219ZM83 204V203H82ZM246 207V206H245ZM223 209V208H222ZM220 210V209H219ZM244 210V209H243ZM219 213V212H218ZM229 213V212H228ZM223 214V213H222ZM227 215V214H226ZM60 216H64V218H61ZM69 217V218H67ZM217 217V216H216ZM222 218V217H221ZM57 220L59 221H62L60 223H57ZM69 222H72L73 224H69ZM79 223V224H78ZM224 223V222H223ZM81 224V225H80ZM187 225V224H185ZM52 230H51V228ZM215 228V227H214ZM217 228V227H216ZM144 229V228H143ZM116 231V230H115ZM105 232V233H104ZM218 232V231H216ZM211 235V234H210ZM157 238V239H156ZM213 238V237H212ZM215 238V237H214ZM223 238V237H222ZM226 239V238H225ZM190 240V242H188ZM213 240V239H212ZM179 241H182L183 245H181L182 243H180ZM74 242H83L85 243V245H76L73 249H69L72 247L73 244H75ZM129 242V243H128ZM136 243L135 244V247H130L129 245L131 243ZM156 242V243H154ZM154 243V244H153ZM88 244V245H87ZM106 245V244H105ZM108 245V246H109ZM236 245V250L239 249V246L242 245L240 243L238 244H235ZM245 245V244H244ZM14 246V247H12ZM32 247L33 249H31V254H33V250H34V247H35V250H36V254H38L39 256L33 258V259H30L28 260L27 258H22L19 256V253L22 254V253H25L27 254L26 251V248L28 249V247ZM97 247H101V248H104V249H101V250H107V247H103V245L101 244V242H97ZM107 246V245H106ZM253 246V245H252ZM12 247V250L10 248ZM246 248V247H245ZM38 249V251H37ZM90 249V248H89ZM97 249V248H95ZM241 249V248H240ZM112 250V249H111ZM178 250H181L182 253L181 254H178L176 251ZM230 250V249H229ZM12 251V252H10ZM74 251V250H73ZM231 251V250H230ZM228 252V257L231 255V252ZM49 252H52V250H50ZM92 252V251H91ZM118 252V251H117ZM48 253V252H47ZM58 253V252H57ZM61 253V252H60ZM89 253V252H87ZM121 253V252H120ZM127 253V252H126ZM134 253V252H133ZM180 253V252H179ZM16 254L18 255L17 258H14V256H16ZM51 254V253H50ZM62 254V253H61ZM67 254V253H66ZM90 254V253H89ZM93 254V252H92ZM97 254H98V251H97ZM102 254V252H101ZM114 254V253H113ZM124 254V253H122ZM213 254H215L214 257H211ZM43 255V254H42ZM119 255V254H118ZM127 255V254H126ZM26 256V255H25ZM41 256V257H40ZM67 256V255H66ZM90 257V255H88ZM94 256V255H93ZM107 256V255H106ZM125 256V255H124ZM199 256V257H197ZM40 257V258H39ZM59 257V256H58ZM65 257V256H64ZM39 258V259H38ZM67 258V257H66ZM70 258V257H69ZM83 258V257H82ZM85 258V257H84ZM124 258V257H123ZM65 259V258H63ZM146 259V258H145ZM264 259V257H263ZM46 260V259H45ZM68 259H65V261H67ZM77 260V259H76ZM79 260V259H78ZM97 260V259H96ZM156 260V259H155ZM56 262V260H54ZM71 261V260H70ZM95 261V259H94ZM100 261V260H99ZM116 261V260H115ZM150 261V260H149ZM54 262V263H55ZM63 262V261H62ZM61 262V263H62ZM72 262V261H71ZM78 261H75L74 263H76ZM81 262V261H80ZM101 262V261H100ZM120 262V261H119ZM155 262V261H154ZM168 262V261H167ZM197 262V261H196ZM82 263V262H81ZM102 264H104L103 262H101ZM99 262L97 263H93V264H101ZM43 264V263H42ZM44 264H47V263H44ZM50 264V263H49ZM67 264H70L69 261H67ZM145 264V263H144ZM201 264V263H200ZM251 264V263H250Z\"/></svg>","mask_w":264,"mask_h":264},{"label":"water","instance_id":"obj_3","mask_svg":"<svg viewBox=\"0 0 264 264\" xmlns=\"http://www.w3.org/2000/svg\"><path fill=\"white\" fill-rule=\"evenodd\" d=\"M104 264H130V263L109 262V263H104ZM133 264H137V263H133ZM151 264H155V263H151Z\"/></svg>","mask_w":264,"mask_h":264}]
</instances>
